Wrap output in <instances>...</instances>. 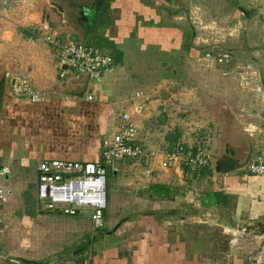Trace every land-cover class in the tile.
Segmentation results:
<instances>
[{
    "label": "crops",
    "instance_id": "1",
    "mask_svg": "<svg viewBox=\"0 0 264 264\" xmlns=\"http://www.w3.org/2000/svg\"><path fill=\"white\" fill-rule=\"evenodd\" d=\"M10 1L3 0V11ZM111 2L108 8L110 11L103 15L102 21L97 22L91 36L85 34L82 38L77 37L78 34L74 36L76 33L71 35L70 28L61 17H45L47 6L42 9V35L52 31L56 37L61 35L67 40L75 38L78 42L98 50L93 42L97 41L106 51L114 52L106 54L112 58V65L102 70L97 78L90 80L87 73L71 70L61 76L65 66L49 50L27 49L22 53L12 52L18 65L15 64L13 69L9 67L3 70L7 75V82L16 77H25L42 98L33 102L27 98L12 97L7 89L0 114V166L5 170L0 178V186L4 187V183L12 191V168L15 165L30 163L36 171L37 162L44 159L101 161L102 151L117 128L119 116L126 112L132 117L131 110L134 109L133 112L139 114L135 122L138 127L136 142L147 153H154V156L124 158L112 165L123 167L122 165L129 162H136V166L140 167H136V220L131 223L130 218H125L122 224L117 223L114 230L112 228V231L109 230L98 240L92 239L91 245L94 242L96 249L84 255L81 247L83 239L80 241V238L91 229L85 222L89 219L82 215L65 216L42 211L34 194L35 207L28 213V207L25 206L19 216L20 235L15 237L8 234L5 237V246L0 250V257L18 260L19 264H264V174L252 175L245 170L216 174L212 169L206 168L191 171L183 161L162 169L159 155L161 148H145L142 141L146 134L151 135L147 123L157 115L154 106L162 103L148 96L140 101L142 91L128 95L129 103H126L128 96L124 90L130 89L135 78L131 79L127 75L120 78L118 75L129 56L138 58L142 54L151 58L159 54L172 57L173 53L186 56V52L189 58L196 56L195 49L185 51L182 48V27L189 25L190 17L186 13L191 8L206 13L210 5L208 0ZM256 2L246 0L245 4L244 0L218 1L214 11L225 13L223 20H227L226 26L233 30L230 37H242L249 32V13L255 10ZM106 18H109L108 24L101 27ZM98 30L99 36L96 33ZM99 39H105L107 44L104 45ZM38 42L46 43L43 36L38 38ZM119 51L121 55H117ZM257 80L258 86L264 89L261 77L258 76ZM149 88L154 89L151 86ZM222 92V89H218V94L222 95ZM88 94L92 96V100L86 98ZM134 99L136 103L132 104ZM163 101L167 108L175 105L169 99ZM255 103L258 104L251 102V105L254 106ZM261 111V115H258L254 109H247L244 118L237 116V124L229 125V136L242 137L247 141L245 134L252 130L256 134L264 133V109ZM243 123L240 130V124L242 126ZM164 140L167 141L164 146L183 143L178 140L177 133L165 135ZM194 146L188 149L183 143L184 153L193 151ZM236 154L239 156L237 150ZM139 161L144 163L139 165ZM146 166L147 169H143ZM112 172L116 176L118 169ZM155 184L164 185L170 195L162 197L156 194L152 189ZM11 191L4 192L3 201L0 200L3 206L2 212L0 211V225L4 223L6 226V219L11 215L4 208L12 198ZM173 191L180 193L179 197L182 198H175L178 207L168 205V202H175ZM182 207L187 209L185 215L176 211L177 208L183 209ZM188 211L198 218L197 224L216 231L217 235H214L217 239H206L203 233H195L194 237H189L187 224L191 222L187 216ZM224 212L241 227L230 229L229 224H218L217 221L222 219ZM168 215H176L179 219L167 221L165 218ZM47 217L51 220L65 219L69 226L55 231L54 235L57 234L58 238L48 242L45 248L40 239L42 233L45 234L44 224L40 222ZM35 222L36 225L31 224ZM129 226H132V232L127 231L128 228L130 230ZM75 241H78L76 246L71 247H78L75 254L71 255L73 251L64 254L63 251L69 249ZM18 247L24 249L25 256L15 255ZM0 264L16 263L0 260Z\"/></svg>",
    "mask_w": 264,
    "mask_h": 264
},
{
    "label": "rangeland",
    "instance_id": "2",
    "mask_svg": "<svg viewBox=\"0 0 264 264\" xmlns=\"http://www.w3.org/2000/svg\"><path fill=\"white\" fill-rule=\"evenodd\" d=\"M218 1L208 0L210 5L204 14L200 13L198 9L192 10V8V11L189 10V13H186L190 20L189 25L182 27L184 30L182 48L185 51L190 48L195 49L197 51L196 56L189 58L187 52L186 56L184 54L180 56L179 53H173L172 57L166 55L169 59L159 54L151 58H146L142 54L138 58L129 56L124 67L120 69L122 70L118 74L120 78L126 75L131 79L135 78L130 89H125L126 93L123 91L126 96H130L136 91H142L143 96L139 99L140 101L143 97L148 96L158 99L162 103L160 106L159 104L154 106L153 109L157 115L147 123V126L150 127L147 129L150 130L151 135L146 134V137H142L145 148L149 147L150 149V146L162 148L167 142L164 140L165 135L177 133L178 140L185 143L188 149L194 145H201L210 160L223 153L225 144L232 145L240 156L248 150V142L245 139L229 136V125L237 124L235 120L237 116L244 118L243 115L247 113V109H254L258 115H261L260 112L264 109V89L259 87L257 83L258 76L264 83V0H256L255 10H248L250 11L251 26L249 32L242 37L229 36V34L233 35V30L228 29L227 20H223L225 13L214 11ZM244 3L246 4V0ZM245 4L243 5L245 6ZM46 6V0H11L7 6L5 5L3 11V0H0V73L5 72L4 69H9V67L13 69L18 65L17 59L12 56L13 51L22 53L27 49L29 51L49 50L55 57H58V52L53 45L47 42V44L38 42V38L43 36L40 27L43 24L42 9ZM209 8H211L210 11ZM108 21L109 18H106L101 23V27L108 24ZM141 21L142 19L139 22ZM106 29L104 30L106 31ZM96 33L99 36V30ZM48 34L52 38L67 40L61 35H57L60 38L56 37L52 31ZM71 40L78 42L75 38ZM101 41L104 45L107 44L105 39ZM93 42L101 53H114L113 51H106L99 42ZM158 49L162 51L159 47ZM225 50L229 52H224ZM160 51L158 52L160 53ZM222 53L228 54V60L221 63L217 62V56L222 55ZM207 54H210L209 57ZM117 55H121V52L119 51ZM148 86L154 87V89L152 90ZM218 89H222V95L218 94ZM129 96L126 98V103H129ZM165 99L175 102V105L167 108L166 102L163 101ZM249 100L250 103H247ZM251 102L258 104L255 103L253 106ZM133 103H136L135 99L132 101ZM133 110H131V118H133L131 120L132 122L134 120L133 123H135L139 114ZM244 123L242 126L240 124V130H242L241 127L243 128ZM135 127L138 131L136 123ZM116 130L117 128L114 129L113 133ZM253 131L255 130L245 134L247 139L251 141L253 148L250 161L258 158L264 160V133L256 134ZM194 147L196 148V146ZM140 163L143 164L144 162L139 161L138 164L140 165ZM18 166L15 165L12 168V191L2 183L4 192L11 191L12 198L5 205L3 202L4 208L11 215H8L6 219V226L4 223L0 225V250L5 246L4 240L8 234L15 237L20 235L21 220L19 216L22 210L26 208L25 206L28 207V210L26 209L28 213L35 207L33 200L34 194L36 196L37 173L32 167L33 164L25 163ZM122 166L117 167L114 164L106 173V208L103 211V225L94 230L90 221L85 220L86 225L91 229L87 233L84 232L80 238V241L83 239L81 247L82 251L84 250V255L95 251L96 245L94 242L93 246L91 245L92 239L98 240L109 230L112 231V228L114 230L117 223L122 224L125 218H130L131 223L136 220V162L134 164L129 162ZM116 168L118 172L115 176L112 171ZM144 168L147 169V166ZM208 168L211 169V163L206 166V169ZM242 170L244 169L239 171ZM179 194L173 191L174 199H182ZM170 204L173 207H178L176 199L175 202H168V205ZM182 208L181 210L177 208L176 211L185 215L187 209ZM2 209L3 206L0 204V211ZM41 210L43 211V209ZM80 215L87 217L84 213ZM187 216L191 222V224H187L189 237H194L195 233H203L206 235V239L212 237L217 239L216 231H212L206 226L203 227L202 224H197L198 218L191 215L190 212ZM40 223L44 224L45 234L42 233L40 239L45 248H47L48 242L58 238L57 234L54 235L55 231L69 226L65 219L51 220L50 217ZM31 224L36 225L37 223ZM129 227L130 230L128 228L127 231L132 232V226ZM182 230L185 232L184 228ZM77 242L75 241V244L70 245L69 249L63 253L73 251L71 255L75 254L78 247L73 249L71 247H75ZM8 244L10 245L11 242ZM15 255L25 256L24 249L18 247V252Z\"/></svg>",
    "mask_w": 264,
    "mask_h": 264
},
{
    "label": "built area",
    "instance_id": "3",
    "mask_svg": "<svg viewBox=\"0 0 264 264\" xmlns=\"http://www.w3.org/2000/svg\"><path fill=\"white\" fill-rule=\"evenodd\" d=\"M229 36H232L229 34ZM44 40L53 45L58 52L59 61L65 66L61 76L68 71L85 72L89 79L97 78L98 74L112 65V58L103 54L92 46L84 45L72 40L52 38L48 33ZM210 54H207L209 57ZM227 53L218 55L217 62L227 61ZM10 95L16 98H27L33 102L41 100L42 95L33 89L25 77H16L9 89ZM92 100V96H86ZM137 129L128 113H122L118 118L117 130L111 135L108 144L102 151L101 161L81 162L66 160H39L36 166V200L38 206L48 212L65 216L85 214L94 230L103 225V211L106 208V168L115 161L124 158L145 156L153 157L154 153H147L137 141ZM146 152V153H145ZM160 167L170 168L180 161L185 162L189 170L196 171L211 163L208 154L201 146L194 151L184 153L183 143L165 145L161 148ZM244 170L252 175L264 174V160L262 158L249 161ZM4 168L0 170V178L4 175ZM4 189L0 186V199ZM10 263L19 264L20 261L0 257ZM87 264V263H84Z\"/></svg>",
    "mask_w": 264,
    "mask_h": 264
},
{
    "label": "flooded vegetation",
    "instance_id": "4",
    "mask_svg": "<svg viewBox=\"0 0 264 264\" xmlns=\"http://www.w3.org/2000/svg\"><path fill=\"white\" fill-rule=\"evenodd\" d=\"M47 13L64 19L71 30V35L83 37L85 34L91 36L96 24L103 20L111 6L110 0H46ZM98 22V23H97ZM76 31V32H75Z\"/></svg>",
    "mask_w": 264,
    "mask_h": 264
},
{
    "label": "water",
    "instance_id": "5",
    "mask_svg": "<svg viewBox=\"0 0 264 264\" xmlns=\"http://www.w3.org/2000/svg\"><path fill=\"white\" fill-rule=\"evenodd\" d=\"M13 83L14 79H11L9 83L7 82V75L5 72L0 73V114L5 101V96L7 94V89ZM247 142L248 150L244 151V154L242 156H238L236 154V150L232 145L225 144L223 153L219 157L211 160V169L216 174H228L240 169H244L253 155L252 143L248 139ZM1 169L2 167L0 166V170ZM165 219L167 221H174L178 220L179 218L176 215H168ZM217 223L223 226H227L229 224L228 226L230 227V229L236 228V226L241 227L236 223V221L230 219L226 212H224V216L221 220L217 221Z\"/></svg>",
    "mask_w": 264,
    "mask_h": 264
},
{
    "label": "trees",
    "instance_id": "6",
    "mask_svg": "<svg viewBox=\"0 0 264 264\" xmlns=\"http://www.w3.org/2000/svg\"><path fill=\"white\" fill-rule=\"evenodd\" d=\"M85 45H87V44H85ZM88 46H90V45H88ZM228 51V50H227ZM229 52V51H228ZM136 143H138V142H136ZM139 144V143H138ZM206 167H203L202 169H200V170H203V169H205ZM110 169V166H108L107 168H106V172L108 171ZM208 169H210V168H208ZM152 189H154L155 190V192H156V194L158 193V194H160V195H162V197H164V195L166 196H168V194H170L169 193V191H168V189L164 186V185H157V184H155V185H153L152 186ZM103 214H104V212H103Z\"/></svg>",
    "mask_w": 264,
    "mask_h": 264
}]
</instances>
